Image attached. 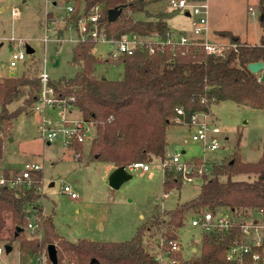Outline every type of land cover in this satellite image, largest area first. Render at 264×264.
<instances>
[{"label":"trees","instance_id":"1","mask_svg":"<svg viewBox=\"0 0 264 264\" xmlns=\"http://www.w3.org/2000/svg\"><path fill=\"white\" fill-rule=\"evenodd\" d=\"M154 1L157 0H84L85 11L100 7L99 30L106 39L130 34L148 40L133 54H122L116 60L107 58L106 61H115L124 67L121 78L108 79L95 75L96 65L102 62L93 52L98 40L79 34L72 50V62L78 66L75 76L49 80L56 96L78 108L81 117L93 124L91 152L94 157L115 167L167 157V127L174 123L178 107L183 108L187 118L193 113H210L212 104L223 100L264 108V69L254 73L248 67L251 62L264 63V36L252 44L224 30L222 34L229 36L230 42L213 54L194 44L157 43L169 39L172 31L167 18L180 9L152 12L148 5ZM114 7L122 8V12L109 20L108 10ZM78 8L73 14L75 22L81 15ZM140 12L146 16H137ZM41 89L40 76L26 72L0 80V159L5 135L11 132L13 121L37 103ZM14 103L19 104L11 108ZM73 147L80 151L82 143L75 142ZM209 162L210 169L203 174L196 197L178 203L173 209L162 210L125 241L80 238L70 242L60 236L53 216L43 214L39 190L43 174L40 170L34 171L28 184H0V238L12 245L18 243L23 263L46 251L49 244H55L58 264H63L65 259L71 264H161L156 253L145 246L147 235L159 234L165 241L177 239L188 215L204 210H264V154L257 161H245L237 146L225 158ZM19 173V170L4 168L2 176L6 180L16 179ZM240 174L246 177L237 178ZM182 184V174L172 166L166 167L164 192L169 193ZM33 209L43 216L42 233L26 234L25 229L17 233V227H25L26 216ZM237 234V229L203 232L200 253L193 252L187 257L177 252L173 256L179 259L177 264H239L226 256ZM93 259L96 261L91 263ZM48 264H52L49 258Z\"/></svg>","mask_w":264,"mask_h":264},{"label":"rangeland","instance_id":"2","mask_svg":"<svg viewBox=\"0 0 264 264\" xmlns=\"http://www.w3.org/2000/svg\"><path fill=\"white\" fill-rule=\"evenodd\" d=\"M0 0V80L8 75L23 72L39 75L44 67L50 79L75 76L78 66L72 62V50L80 31L74 23L73 14L77 8L86 12L84 0ZM209 4L208 31L202 37L214 43H228L230 37L222 34L228 30L237 34L242 42L257 43L264 36V0H207ZM74 12L68 14V7ZM252 8V9H251ZM152 12L171 11L170 0H157L148 5ZM145 17L144 12L137 14ZM173 37L181 35L195 37L194 27L197 17L178 11L167 18ZM76 23V22H75ZM48 26V27H47ZM48 41L45 43L44 38ZM59 38L60 42L56 39ZM31 47L35 51L28 53ZM114 48L112 42L98 40L93 52L102 59L95 67L97 77L118 79L123 76L124 67L115 61H106ZM28 53L25 60L11 66L12 54L20 50ZM46 60V62H45ZM111 60H114L111 58ZM14 103L11 108H16ZM35 105L21 113L14 121L11 132L5 135L3 157L0 159V175L3 169L22 170L27 163L41 165L43 214H51L57 233L70 242L80 238L103 241H125L130 239L138 228L164 209H173L178 203L196 197L202 179L183 184L165 193L163 189L164 169L159 158L150 162L151 169L129 171L132 177L119 187L109 184V176L114 170L112 163L94 157L91 152V138L82 143V149L68 148L59 140L44 141L38 124L50 118L54 126L63 127L66 123L81 119L76 107L48 106L35 110ZM64 114L65 119L60 117ZM211 118L222 130L221 148L206 150L204 145L192 138V130L175 123L167 127V155L178 152L182 161H192L203 156L211 160L223 159L237 146L245 161H257L264 154V108L239 104L233 100L213 103ZM113 169V170H112ZM245 178V174L236 176ZM53 183V184H52ZM68 183L77 193L72 197L63 191ZM189 214L179 230V240L184 254L189 257L193 247L200 253L203 231L191 225ZM28 234V230H24ZM161 235H147L145 246L153 252L159 250ZM6 239L0 238L4 245ZM14 250L2 256L7 264H23L18 243ZM1 257V258H2ZM63 264L68 263L64 260Z\"/></svg>","mask_w":264,"mask_h":264},{"label":"built area","instance_id":"3","mask_svg":"<svg viewBox=\"0 0 264 264\" xmlns=\"http://www.w3.org/2000/svg\"><path fill=\"white\" fill-rule=\"evenodd\" d=\"M173 9H180L186 13L193 14L197 17L195 21L194 33L195 37H187L181 35L177 40L173 37L172 32L169 33L167 41H158L157 38H152L161 44L171 45H187L194 44L206 53H218L228 43H214L202 37L203 32L208 31V16L209 4L207 0H170ZM252 9V8H251ZM74 12V7H68V14ZM100 7L93 6L90 10L81 13L76 23H71L70 26L76 25L83 37L90 35L97 40H104L112 42L114 48L109 52V58L116 60L122 54H133L136 48L142 45L148 38H142L137 35L124 34L118 39H106L105 35L99 30ZM48 27V26H47ZM48 38H44L46 43ZM60 42V39H56ZM153 50V48H151ZM28 53L23 49L17 53L12 54L10 61L11 66H17L20 61L26 59ZM46 62V60H45ZM40 79L42 82L41 95L35 105V110L41 109L39 103H43V107L48 106H63L75 107L72 104H66V100H60L56 96L53 86L49 84V76L44 67L40 71ZM71 99H74L71 97ZM60 117L65 119L63 113ZM175 124L184 125L192 130L193 140L199 141L204 145L206 150L213 152L221 148L222 130L217 123L211 118L210 113L198 112L193 113L189 118L186 117L183 108H177V114L173 118ZM38 129L44 141L51 142V140H59L65 147L73 148L75 142H85L89 138H94L95 128L93 124L85 121L83 118L78 119L71 124L66 123L65 126L57 128L54 126L50 118H44L39 124ZM200 160V163H198ZM193 159L192 161H182L181 154L176 152L173 155H167L163 159H159L164 171L166 167L172 166L176 171L182 174L183 182H193L196 179H202L203 174L209 171L211 160L208 156ZM128 171L135 169H143L149 171L151 165L149 162L136 161L126 166ZM41 170V165L32 162L27 163L25 167L20 170L19 176L16 179L6 180L0 175V184L7 183L10 186L28 184L31 182V175L34 171ZM63 191L70 194L72 197H77V193L72 189L68 183L63 184ZM41 190V186L39 187ZM27 223L23 229L28 230L29 234L38 236L43 230V216L35 209L27 214ZM191 225L200 227L203 232H219L230 231L237 229L238 234L235 242L227 249V259L230 261H237L239 264H259L264 261V210L260 208L248 209L246 211H235L230 209H219L216 212L204 210L196 213L191 218ZM6 242L4 245L0 244V264H7L2 256L9 255L12 250L7 252ZM159 250L156 252V259L161 264H177L179 259L173 256L177 252L184 253V247L179 238L165 241L161 237L158 243ZM166 245V246H165ZM194 248V247H193ZM193 252H197V247ZM185 255V254H184ZM186 256V255H185ZM2 257V258H1ZM48 252L43 251L32 256L26 263L23 264H48ZM22 262V261H21ZM22 264V263H21ZM74 264V262H72Z\"/></svg>","mask_w":264,"mask_h":264},{"label":"water","instance_id":"4","mask_svg":"<svg viewBox=\"0 0 264 264\" xmlns=\"http://www.w3.org/2000/svg\"><path fill=\"white\" fill-rule=\"evenodd\" d=\"M121 12H122V8H120V7L110 8L108 10L109 20L116 19L120 15ZM187 14H189V13H187ZM261 19H263V16L261 17ZM33 52H34V49L29 47L28 53L32 54ZM248 67L252 72L259 73L264 69V63H263V61L259 60V61L249 63ZM131 177H132V174L129 173V171L126 169V166L121 165V166L116 167L111 172V174L109 176V184L113 188H119L123 184V182L130 179ZM21 231H23V227H21V226L17 227V233L21 232ZM6 250H7V252L11 251L12 245L7 244ZM47 252H48V256H49V259L51 260L52 264H58V255H57V249H56L55 244H49V246L47 248ZM95 261H96V259H93L91 263H94Z\"/></svg>","mask_w":264,"mask_h":264},{"label":"crops","instance_id":"5","mask_svg":"<svg viewBox=\"0 0 264 264\" xmlns=\"http://www.w3.org/2000/svg\"><path fill=\"white\" fill-rule=\"evenodd\" d=\"M34 51H35V50H34ZM112 164H113V163H112ZM112 167H113V169L116 168L114 164L112 165ZM113 169H112V170H113ZM193 249L195 250L196 248L194 247Z\"/></svg>","mask_w":264,"mask_h":264}]
</instances>
